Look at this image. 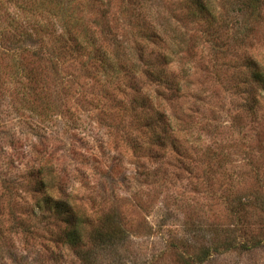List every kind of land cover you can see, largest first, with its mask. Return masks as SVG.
I'll return each instance as SVG.
<instances>
[{
	"label": "rangeland",
	"instance_id": "obj_1",
	"mask_svg": "<svg viewBox=\"0 0 264 264\" xmlns=\"http://www.w3.org/2000/svg\"><path fill=\"white\" fill-rule=\"evenodd\" d=\"M12 1L0 5L31 37L35 26L43 39L61 30L57 16H30ZM99 1L75 0L74 17L99 19ZM105 1L114 34L135 29L121 20L119 6L163 33L167 49L147 43L142 51L162 49L170 58L164 73L178 94L172 103L155 100L176 142L149 146L126 96L112 87L109 95L89 76L64 87L35 84L31 95L29 79L8 72L0 44V264H264V94L253 112L241 66L250 57L264 71V9L248 15L243 0H205L215 15L216 30H208L181 0ZM10 24L1 11L5 36ZM104 43L110 57L119 50L135 57L131 36L115 49ZM135 72L153 98L155 82L140 83ZM31 175L44 179L46 193L66 196L84 237L103 216L119 221L123 235L112 245H88L79 258L59 239L58 221L35 206L40 194ZM238 197L248 202L237 204Z\"/></svg>",
	"mask_w": 264,
	"mask_h": 264
},
{
	"label": "trees",
	"instance_id": "obj_2",
	"mask_svg": "<svg viewBox=\"0 0 264 264\" xmlns=\"http://www.w3.org/2000/svg\"><path fill=\"white\" fill-rule=\"evenodd\" d=\"M74 1H12L19 9L29 11L30 16H36L33 11H39L45 14L46 17L56 18L57 16V18L61 19V30L56 32V34L52 33V35L50 33L53 30L48 31L50 37L46 39H43L46 33L42 31V26H35L32 29L34 37H31L30 33L19 27L20 22L18 19L5 12L7 6L0 5V12H3L5 18L8 16V20L12 23L7 30V32L11 30L10 36H5L0 32V44L3 45L5 55L10 57V59L5 61L8 72H19L24 77H27L29 79V92L33 96L37 95L34 89L35 84L40 85V90H42L41 88L46 82H54L56 85L64 87L65 85L63 84L67 82L75 84L81 76H89L95 81L101 80L104 86L103 89L109 95H112L110 92L112 89H116L126 96L128 100L126 109L131 113V117L137 124L139 132L144 134L145 142L149 146L156 145L161 147L167 138H170L173 145L176 142V137L172 132L173 126L170 125L169 115L165 114L163 108H159V104L155 100L158 96L160 100L172 103V99L175 100L178 94L177 90H179L178 86L173 84L171 78L167 77L168 74L164 73V65L170 62V58L162 49L159 50L162 44L164 45L163 48L167 49L166 44L162 40L163 33L161 32L160 35L153 27L152 22L145 16L140 15L137 20L135 16L132 18L128 15L126 6H119L118 14L121 20L128 23L132 28L135 27V29L130 32V35H127L125 31L120 32V35H116L112 32L107 19L106 1H99L96 12L99 13L100 18L97 20L87 17H82L79 20L75 18L73 13ZM181 1L192 20L205 22L208 30H210L211 26L216 30L214 27L215 15L211 4L208 5L205 0ZM262 1L243 0L240 10L242 12L248 11V15H259L260 11L264 9ZM31 19L36 20L35 24L38 22L35 17ZM12 20L14 22H11ZM46 22L49 24V19ZM93 29L96 31L95 34ZM127 36H131L133 45L136 48L134 58L131 54H120V50L119 52L113 51L112 57H110L102 47V44L106 42L104 44L111 45L115 49ZM147 43H151L153 44L152 46L155 45L159 49L153 51V53H144L142 49L146 48ZM25 54L28 56L27 61H25ZM150 54L153 55L152 59L149 57ZM156 64H159L160 67L157 68ZM241 66L246 71L249 84L253 85H248L250 89L248 94L251 104L255 108L253 112H256V103L260 96L264 94V71L259 63L250 57H246V60L242 61ZM49 70H51L50 75L47 72ZM136 70L140 74V83L145 79L155 82L153 98L147 91L138 87V77L135 75ZM44 72L47 73L45 76H43ZM100 76L104 77L101 78ZM112 81L120 83L121 86ZM108 87H112V89ZM36 174H38L37 170ZM32 177L31 179L34 180L32 191H34L35 195L37 193L40 194L35 198V203L37 204L35 206L40 213L48 212L52 218L58 221L62 226L59 239L67 244L79 258L87 256L88 245L95 242L112 245L123 235L124 230L119 225V221H114L110 216H103L98 220L97 225L88 229L84 237L83 231L81 232L79 228V217L73 205L66 199V196L53 197L45 192L44 179ZM62 186L61 180L56 182V187L59 191ZM247 202L246 197L237 198V204L244 205ZM9 215L11 216V213ZM241 246L238 245V247Z\"/></svg>",
	"mask_w": 264,
	"mask_h": 264
}]
</instances>
